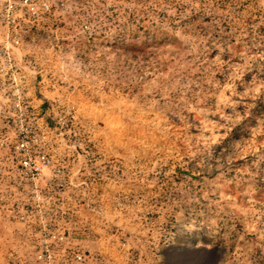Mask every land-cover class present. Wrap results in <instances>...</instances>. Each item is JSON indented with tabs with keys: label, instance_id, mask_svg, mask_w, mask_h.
Listing matches in <instances>:
<instances>
[{
	"label": "rangeland",
	"instance_id": "rangeland-1",
	"mask_svg": "<svg viewBox=\"0 0 264 264\" xmlns=\"http://www.w3.org/2000/svg\"><path fill=\"white\" fill-rule=\"evenodd\" d=\"M23 2L0 264H264V0Z\"/></svg>",
	"mask_w": 264,
	"mask_h": 264
},
{
	"label": "built area",
	"instance_id": "built-area-1",
	"mask_svg": "<svg viewBox=\"0 0 264 264\" xmlns=\"http://www.w3.org/2000/svg\"><path fill=\"white\" fill-rule=\"evenodd\" d=\"M23 5L31 6L32 4L29 2V0H24ZM14 43L18 45L19 41L15 40ZM14 70H17V63L14 57H12V54L10 53L8 48L0 49V82H1V78L5 76L6 73L8 72L13 73Z\"/></svg>",
	"mask_w": 264,
	"mask_h": 264
}]
</instances>
